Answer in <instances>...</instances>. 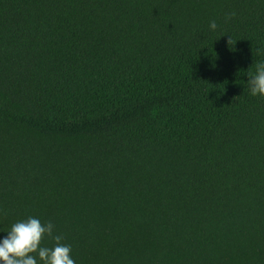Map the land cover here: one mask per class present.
I'll use <instances>...</instances> for the list:
<instances>
[{"label": "trees", "instance_id": "1", "mask_svg": "<svg viewBox=\"0 0 264 264\" xmlns=\"http://www.w3.org/2000/svg\"><path fill=\"white\" fill-rule=\"evenodd\" d=\"M258 63L264 0H0V240L31 216L76 264H264Z\"/></svg>", "mask_w": 264, "mask_h": 264}, {"label": "clouds", "instance_id": "2", "mask_svg": "<svg viewBox=\"0 0 264 264\" xmlns=\"http://www.w3.org/2000/svg\"><path fill=\"white\" fill-rule=\"evenodd\" d=\"M235 15L233 12L226 19L230 20ZM209 26L212 30L217 28L215 21H211ZM227 43L233 49L237 42L234 44L230 35ZM250 69L247 71L250 94L264 96V63L256 64L255 73ZM54 228L52 222L42 223L31 216L13 223L7 235L0 240V264H76L71 255V245L63 242V235L54 234ZM45 238L54 242L52 247L43 245Z\"/></svg>", "mask_w": 264, "mask_h": 264}]
</instances>
